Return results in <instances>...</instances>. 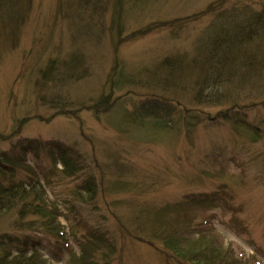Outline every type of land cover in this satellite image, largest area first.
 Returning a JSON list of instances; mask_svg holds the SVG:
<instances>
[{
    "label": "rangeland",
    "instance_id": "rangeland-1",
    "mask_svg": "<svg viewBox=\"0 0 264 264\" xmlns=\"http://www.w3.org/2000/svg\"><path fill=\"white\" fill-rule=\"evenodd\" d=\"M263 7L264 0H0V159L15 162L0 181H38L63 227L62 236L20 228L11 208L0 214L11 253L26 238L50 264L93 259L95 246L106 264H201L163 243L183 250L196 228L222 255L229 251L217 264H264V72L196 83L208 36L219 25L230 33L257 28L246 26ZM56 144L69 147L74 174L61 172ZM91 232L113 249L84 245Z\"/></svg>",
    "mask_w": 264,
    "mask_h": 264
},
{
    "label": "trees",
    "instance_id": "trees-1",
    "mask_svg": "<svg viewBox=\"0 0 264 264\" xmlns=\"http://www.w3.org/2000/svg\"><path fill=\"white\" fill-rule=\"evenodd\" d=\"M258 14L255 15L253 17V21L251 19L250 23L246 26L248 28L252 25V22H254L257 24V28L245 30L241 29V27L233 26L231 27L233 28L232 33H230V31L227 30L230 28H227L226 25H219V29L214 30V34L208 36L209 51L207 52L209 53V56L205 59V62L208 63H205L206 65L204 71L201 73L198 72L199 75L197 76H199V79L197 77L196 80L198 85L202 83L200 88L208 85H216L223 81L225 82L229 76H238L239 78L237 79L239 82H245L253 76L262 78L261 75L264 72V42H261L264 41V37L259 38V36L262 37V35H264L261 34V32L264 30V10L262 13ZM260 27L261 29L259 31L258 28ZM248 46L254 48L256 47V51H250L248 54L241 55L239 50L242 48L244 50V48ZM52 63L53 61L49 62L47 68L40 72L42 77L45 76L46 72L52 68ZM65 64L68 65L67 68L69 70L72 69L71 64H68L67 62H65ZM225 64L226 67L224 68ZM234 64H242L243 66L248 65L249 67L254 66V69L251 70L252 73L245 71L239 74L238 71H234L235 69L238 70L237 68H233V71H230V68L235 67ZM64 107L65 105L62 108H59L57 113H66L67 110L64 109ZM16 130L17 131H15V133L18 132L19 127ZM29 144L32 145V147L34 145L33 141H30ZM56 148L59 150L58 153L60 152L59 155L61 156V172H64L66 175L74 174L75 170L77 169V163H74L73 159H71V155L68 154L69 147L56 144ZM20 149L22 152H25L29 148L28 146L21 144ZM14 164L15 162H11L9 159H0V174L13 175ZM11 175H7L8 178L11 177ZM92 189H94L93 186ZM85 190H87L89 195H92L90 192L91 187L89 185ZM45 193L46 191H44L43 187L36 180L30 183H25L23 180L14 181L12 178H9L7 181L4 180V182L0 181V214L9 211L11 208H15L17 210L16 216L18 218L17 224L15 226H20V228H26L27 226L32 230H39L34 228V225H37V228H40L42 230L41 232L46 235H57L59 233L60 236H62L63 227L59 224L57 219V216L61 215L62 212L57 208L56 205L50 204V200L47 198ZM189 227L190 224L183 223L181 227L182 229L179 230H181L180 232H186ZM170 230L172 231L173 229L171 228ZM194 231L197 232L198 237L195 238V240H191L187 248H184L183 250L180 249V247L175 248L172 243L170 244L168 241L164 240L163 243L170 247L169 249L174 251V254H177V256H182L184 258L183 260H193L194 263L217 264V261L223 259L225 260L227 258L226 255H229V251L227 254L222 255L221 248L218 244H216L215 238L211 236L206 238L208 233L200 231V229L194 228ZM91 233L92 241H86L84 245L89 243L91 245L93 244L94 246V244L97 243L104 244L107 247V250L113 249L111 243L108 242L106 238H103V235L100 232ZM180 234L181 233H179V235ZM170 235L172 234L170 233ZM164 239L167 238L164 237ZM26 240L27 239L25 238L19 245H16V251L14 254H12L7 247L8 241L6 240L5 236L2 235L0 237V249L2 251L0 252V264H50L47 259L41 256L42 254L40 253L39 248H37L39 243H32L33 245H30L28 243L31 242L27 243ZM213 244L217 245V247H214ZM93 252H96L99 256H95L93 259L89 258L88 255L87 258L80 256L77 259L78 264H106L105 261L108 263L107 259L102 257V253L97 250L96 246L93 248Z\"/></svg>",
    "mask_w": 264,
    "mask_h": 264
}]
</instances>
